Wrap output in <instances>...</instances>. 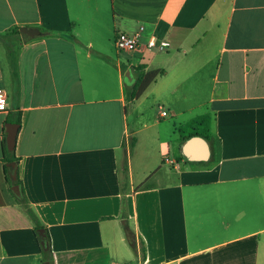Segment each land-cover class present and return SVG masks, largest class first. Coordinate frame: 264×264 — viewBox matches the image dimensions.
<instances>
[{
  "label": "crops",
  "instance_id": "0c3cea01",
  "mask_svg": "<svg viewBox=\"0 0 264 264\" xmlns=\"http://www.w3.org/2000/svg\"><path fill=\"white\" fill-rule=\"evenodd\" d=\"M139 67L163 73L128 103ZM0 89V264H41L5 182L7 115L53 264H264V0H0ZM207 114L209 158L187 161L178 129Z\"/></svg>",
  "mask_w": 264,
  "mask_h": 264
},
{
  "label": "trees",
  "instance_id": "16d2710c",
  "mask_svg": "<svg viewBox=\"0 0 264 264\" xmlns=\"http://www.w3.org/2000/svg\"><path fill=\"white\" fill-rule=\"evenodd\" d=\"M11 66L14 67L12 56H11ZM162 73L163 71L161 70H155V71L143 73L141 67L137 68L136 81L131 87L127 89L126 101L128 103H132L135 100H137L141 96V94L145 91V89ZM11 121L16 122L17 124L20 123L19 118H11L10 115H7L6 122H11ZM210 122H211V117L208 114L203 115V116H200V117H197L191 120L186 125L181 126L178 129V131L182 136L185 133L184 130L187 127H191L190 131L187 132L186 136H183V140L186 141L190 137L200 136L208 141L209 135H210ZM195 126H198V127L203 126V130ZM1 161L3 163V168H4V173H5V182L7 184L8 191L14 197L17 205H19L23 209L24 213L29 217L32 223L33 233L36 237V240H37V243L40 249V253H41V264H53V253L51 250L50 237H49L48 231L41 224V222L38 220L34 212L29 207V203L24 194L23 187H22V181L20 178V172H19V167H18L19 159L16 158L14 151L7 150L4 131L1 136ZM11 163L17 164L16 177L14 180H12L8 174L7 166ZM15 186L19 187V195L17 196L14 195L12 191L13 187ZM41 233L43 234L44 241L46 242V245H47L46 249L43 247V244H42ZM125 237H126V241L129 244L130 248L133 251H136V244H135V238H134L133 233H131V231L129 230H126ZM140 250H141V254L144 253L142 249Z\"/></svg>",
  "mask_w": 264,
  "mask_h": 264
},
{
  "label": "water",
  "instance_id": "95a60500",
  "mask_svg": "<svg viewBox=\"0 0 264 264\" xmlns=\"http://www.w3.org/2000/svg\"><path fill=\"white\" fill-rule=\"evenodd\" d=\"M22 32L24 34L25 40L32 39L34 36L38 35L39 32L35 29H22ZM125 78L129 81L130 76L129 72L126 73ZM19 130V124L17 123H5L4 124V131H5V142H6V148L8 151H14L15 147V141L17 137V133ZM181 153L187 159V161H207L209 158V146L207 141L200 137V136H193L187 139L182 147H181ZM8 168V174L12 180L16 177V169L17 164L11 163L7 166ZM14 195H19V187L15 186L12 189ZM42 238V244L43 247L46 249L47 245L44 241L43 234L41 233Z\"/></svg>",
  "mask_w": 264,
  "mask_h": 264
},
{
  "label": "built area",
  "instance_id": "2783aa9c",
  "mask_svg": "<svg viewBox=\"0 0 264 264\" xmlns=\"http://www.w3.org/2000/svg\"><path fill=\"white\" fill-rule=\"evenodd\" d=\"M144 32V27L140 26L136 32L131 35L118 34L114 38L113 45L117 51H136L141 46V38ZM170 47V42L163 38L159 37L155 33H152L146 43L145 48L150 51H166ZM6 100V94L3 90L0 89V108L3 107ZM162 116H165V112L161 113Z\"/></svg>",
  "mask_w": 264,
  "mask_h": 264
},
{
  "label": "rangeland",
  "instance_id": "374dc122",
  "mask_svg": "<svg viewBox=\"0 0 264 264\" xmlns=\"http://www.w3.org/2000/svg\"><path fill=\"white\" fill-rule=\"evenodd\" d=\"M195 127H198V126H195ZM199 129H201V130H203V126H199L198 127ZM190 129H191V127H187L185 130H184V132L185 133H187L188 131H190ZM178 133H179V131H178ZM212 151H213V149H212ZM122 172V171H121ZM132 258H134V254H132ZM132 258H131V260H132Z\"/></svg>",
  "mask_w": 264,
  "mask_h": 264
}]
</instances>
